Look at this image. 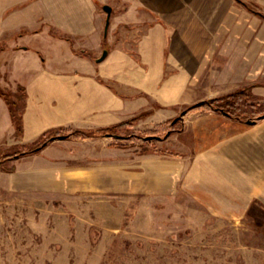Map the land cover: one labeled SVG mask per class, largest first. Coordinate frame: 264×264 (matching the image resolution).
<instances>
[{
    "label": "crops",
    "instance_id": "1",
    "mask_svg": "<svg viewBox=\"0 0 264 264\" xmlns=\"http://www.w3.org/2000/svg\"><path fill=\"white\" fill-rule=\"evenodd\" d=\"M112 1L107 17L102 5L109 0H0L1 36L30 33L46 21L93 55L102 50L111 18L100 61L74 56L64 40L59 46L69 48V57L40 58L32 50L38 46L24 42L26 34L8 38L0 72L6 90L20 85L25 98L16 135L0 97V144L14 138L27 144L51 127L103 126L140 112L146 114L132 128L139 120L161 122L185 104L245 85L264 98V18L236 0ZM243 1L264 13V0ZM49 30L28 36L44 31L39 39L49 44ZM184 120L192 133L191 158L149 155L146 186L173 192L178 184L203 185L204 178L224 200L237 193L246 203L264 200V118L248 123L195 111Z\"/></svg>",
    "mask_w": 264,
    "mask_h": 264
},
{
    "label": "rangeland",
    "instance_id": "2",
    "mask_svg": "<svg viewBox=\"0 0 264 264\" xmlns=\"http://www.w3.org/2000/svg\"><path fill=\"white\" fill-rule=\"evenodd\" d=\"M47 27L49 44L39 39L44 31L28 36ZM53 27L41 21L30 33L0 35V51L8 38L26 34L24 42L38 46L32 50L40 58L69 57L59 40L67 41L76 57L95 61L101 55L103 48L93 55ZM4 80L0 72V88L6 90ZM195 111L206 112H186L175 130L144 150L118 147L120 141L109 136L64 137L37 156L2 161L0 264H264V200L246 203L240 193L224 200L204 178L203 185L178 184L173 192L144 183L149 155L191 158L192 133L184 118ZM155 123L139 120L135 128L143 131ZM19 145L15 138L0 144V158Z\"/></svg>",
    "mask_w": 264,
    "mask_h": 264
},
{
    "label": "trees",
    "instance_id": "3",
    "mask_svg": "<svg viewBox=\"0 0 264 264\" xmlns=\"http://www.w3.org/2000/svg\"><path fill=\"white\" fill-rule=\"evenodd\" d=\"M236 1L250 12L264 18V13L252 8L245 1ZM106 28L107 25H104L102 37L103 49L108 48L105 43ZM63 38L68 39L66 37ZM98 80L101 81L100 78H98ZM0 97L4 100L8 108L11 121L15 127V133L20 134L22 131V112L25 98L24 88L17 85L14 92L0 88ZM194 109L216 112L235 120L254 123L260 120V116L264 114V102L258 101V98L252 94L251 85H245L237 87L231 91L203 99L201 104H197L195 102L186 105L181 110L183 113H178L175 116V121H172L174 119V117H172L171 119L155 123L151 128L144 129L143 131H138L137 129L132 128V125L139 117L146 114L144 112H140L131 118L117 123L103 126L85 128H71L63 126L51 127L40 133L33 143L21 144L17 147V149L1 154L0 163L4 160L11 159L12 157L34 154L46 146L50 141L56 139L59 135H64L65 138L109 136L120 141V144H116L118 147L142 146L144 150L151 141L161 140L167 137L173 130H175L176 125L181 122L182 116L186 112ZM112 144L115 146L114 143Z\"/></svg>",
    "mask_w": 264,
    "mask_h": 264
},
{
    "label": "water",
    "instance_id": "4",
    "mask_svg": "<svg viewBox=\"0 0 264 264\" xmlns=\"http://www.w3.org/2000/svg\"><path fill=\"white\" fill-rule=\"evenodd\" d=\"M102 9L105 11L106 16L108 17V15L110 14V11H111L110 5L103 4L102 5ZM107 23H108V19L106 18L105 25H107ZM106 53H107V50L103 49L102 52H101V55L99 57H97L96 60L97 61L102 60L105 57ZM196 103L197 104H201L202 100H199ZM182 113H183V111L180 112V114H182ZM260 117H261V119L264 118V114H262ZM175 120H176V117H174V119L172 121H175ZM61 138H64V135H59V136L56 137V139H61Z\"/></svg>",
    "mask_w": 264,
    "mask_h": 264
}]
</instances>
